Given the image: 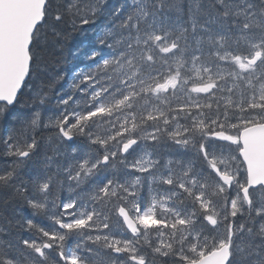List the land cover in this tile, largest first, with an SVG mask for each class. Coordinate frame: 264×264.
Masks as SVG:
<instances>
[{
    "label": "snow or ice",
    "instance_id": "1",
    "mask_svg": "<svg viewBox=\"0 0 264 264\" xmlns=\"http://www.w3.org/2000/svg\"><path fill=\"white\" fill-rule=\"evenodd\" d=\"M0 264H264V0H0Z\"/></svg>",
    "mask_w": 264,
    "mask_h": 264
},
{
    "label": "trees",
    "instance_id": "2",
    "mask_svg": "<svg viewBox=\"0 0 264 264\" xmlns=\"http://www.w3.org/2000/svg\"><path fill=\"white\" fill-rule=\"evenodd\" d=\"M83 40L79 34H73L61 48L50 47L45 49L42 56L47 60V70L49 72H56L66 67L73 59V51L75 47Z\"/></svg>",
    "mask_w": 264,
    "mask_h": 264
}]
</instances>
